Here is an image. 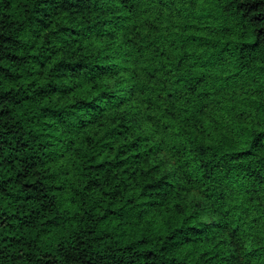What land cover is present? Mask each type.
<instances>
[{
    "label": "trees",
    "instance_id": "trees-1",
    "mask_svg": "<svg viewBox=\"0 0 264 264\" xmlns=\"http://www.w3.org/2000/svg\"><path fill=\"white\" fill-rule=\"evenodd\" d=\"M0 264H264V0H0Z\"/></svg>",
    "mask_w": 264,
    "mask_h": 264
}]
</instances>
